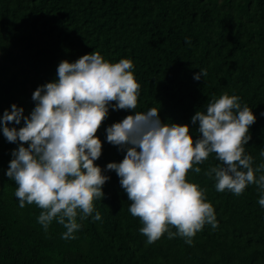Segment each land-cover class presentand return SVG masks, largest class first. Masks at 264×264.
Here are the masks:
<instances>
[{"label": "trees", "instance_id": "1", "mask_svg": "<svg viewBox=\"0 0 264 264\" xmlns=\"http://www.w3.org/2000/svg\"><path fill=\"white\" fill-rule=\"evenodd\" d=\"M0 264H264V0H0Z\"/></svg>", "mask_w": 264, "mask_h": 264}]
</instances>
